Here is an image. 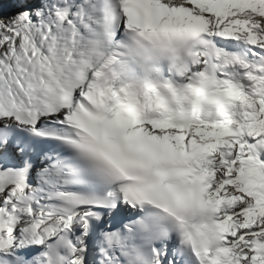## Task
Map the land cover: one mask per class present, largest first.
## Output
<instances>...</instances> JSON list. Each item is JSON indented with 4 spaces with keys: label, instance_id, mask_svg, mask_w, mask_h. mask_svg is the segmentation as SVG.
I'll return each instance as SVG.
<instances>
[{
    "label": "snow or ice",
    "instance_id": "1",
    "mask_svg": "<svg viewBox=\"0 0 264 264\" xmlns=\"http://www.w3.org/2000/svg\"><path fill=\"white\" fill-rule=\"evenodd\" d=\"M0 264H264V0H0Z\"/></svg>",
    "mask_w": 264,
    "mask_h": 264
},
{
    "label": "rangeland",
    "instance_id": "2",
    "mask_svg": "<svg viewBox=\"0 0 264 264\" xmlns=\"http://www.w3.org/2000/svg\"><path fill=\"white\" fill-rule=\"evenodd\" d=\"M3 10L5 11V12H8V11H10L11 9H10V5L8 4V3H4V6H3Z\"/></svg>",
    "mask_w": 264,
    "mask_h": 264
}]
</instances>
